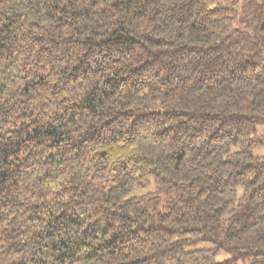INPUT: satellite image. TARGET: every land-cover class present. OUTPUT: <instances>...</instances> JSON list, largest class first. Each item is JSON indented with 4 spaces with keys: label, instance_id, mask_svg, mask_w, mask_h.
Returning a JSON list of instances; mask_svg holds the SVG:
<instances>
[{
    "label": "trees",
    "instance_id": "obj_1",
    "mask_svg": "<svg viewBox=\"0 0 264 264\" xmlns=\"http://www.w3.org/2000/svg\"><path fill=\"white\" fill-rule=\"evenodd\" d=\"M259 126L264 0H0V264H264Z\"/></svg>",
    "mask_w": 264,
    "mask_h": 264
},
{
    "label": "rangeland",
    "instance_id": "obj_2",
    "mask_svg": "<svg viewBox=\"0 0 264 264\" xmlns=\"http://www.w3.org/2000/svg\"><path fill=\"white\" fill-rule=\"evenodd\" d=\"M216 1H224V0H216ZM257 134L258 135H264V126H259L257 128ZM251 154L255 158H263L264 157V145H253L250 149ZM214 248V245L212 243L207 242H201L197 243L193 246H191L192 250H212ZM231 258V255L226 252H221L216 255V260L218 262H224L226 260H229Z\"/></svg>",
    "mask_w": 264,
    "mask_h": 264
}]
</instances>
